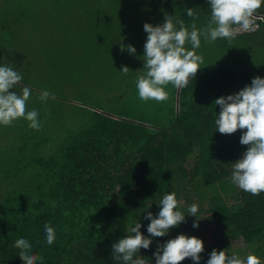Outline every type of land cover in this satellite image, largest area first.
<instances>
[{
  "label": "trees",
  "instance_id": "trees-1",
  "mask_svg": "<svg viewBox=\"0 0 264 264\" xmlns=\"http://www.w3.org/2000/svg\"><path fill=\"white\" fill-rule=\"evenodd\" d=\"M116 1L104 8L91 4L84 28L72 41L66 39L68 49L74 50L71 60L59 62L68 69L61 85H82V91L94 94L105 91L112 95L106 99L112 106H82L86 112L79 113L74 129L53 147L47 146L51 140L29 142L31 129L24 119L23 139L17 140L22 144L13 145L7 159L0 160V264H24L21 249L14 247L20 238L30 242L31 254L42 257L37 264H123L113 259L112 246L131 234L134 223H140L141 233L153 241L140 256L156 264L154 254L170 234L150 236L151 221L145 217L148 212L158 217L159 202L172 192L178 201L181 196L188 202L194 193L199 196L197 218L205 238L200 264L213 250L231 255L241 246L264 264V192L252 195L235 185L238 197L230 195L232 201L222 194L210 197V189L230 186L232 164L248 149L240 143L245 130L225 135L215 124L221 111L215 101L243 90L247 70L207 62L186 87L168 84L166 100L148 101L152 113L166 124L162 118L145 120L135 113L141 104L146 106L136 82L129 84L144 69L145 23L156 27L166 16H175L190 29L193 21L186 9H192L197 28H204L211 19L208 0ZM255 16L264 18V7ZM255 24L258 29L233 39L237 47L252 40L264 49V19L257 18ZM226 40L214 42L222 46ZM78 44L81 48L75 47ZM128 46L136 53L130 54ZM124 66L130 70L126 75L121 73ZM35 103L30 96L27 108L40 114L48 109ZM40 119L41 129L33 137L50 129L44 126V116ZM45 224L55 229L52 245L46 242ZM182 264L195 262L188 258Z\"/></svg>",
  "mask_w": 264,
  "mask_h": 264
},
{
  "label": "clouds",
  "instance_id": "clouds-1",
  "mask_svg": "<svg viewBox=\"0 0 264 264\" xmlns=\"http://www.w3.org/2000/svg\"><path fill=\"white\" fill-rule=\"evenodd\" d=\"M208 3L211 19L201 29L197 28L192 9H186V15L193 21L190 29L184 20L175 16H166L165 22L156 27L145 23L144 30L148 36L144 46V69L139 71L142 74L136 81L141 100H166L168 84L177 89L186 87L190 78H196L200 65L204 63L203 57L196 51L201 46V37L205 42H214L218 38H226L231 42L239 32L253 30L255 20L261 17H256L255 13L264 6V0H208ZM186 45H190V48ZM121 50H124L123 45ZM127 51L130 54L136 53L132 46H128ZM129 71L124 66L121 73L126 75ZM22 79L12 67L0 66V125L10 126L23 118L29 122L31 129L39 131L41 123L38 112L35 109L27 110L30 89L24 87L22 94L10 91ZM50 96L55 99L54 94L45 90L40 94V99L46 101ZM215 105L221 109L215 120L219 133L231 135L238 130H245L240 143L247 145L248 149L242 159L232 164L231 181L239 189L259 195L264 192V78H254L250 86L238 94L217 99ZM180 204L175 192L163 196L159 202L161 210L158 217H154L151 212L145 217L151 221L147 227L150 236L164 237L170 229L185 221L186 216L178 210ZM188 212L190 216L198 217V206L190 205ZM141 227L140 223H136L130 229L131 234L113 244V259L123 261V264H148V260L140 256V250L149 249L153 241L141 233ZM193 227L198 228L199 223H194ZM44 231L47 244L52 245L56 239L55 229L50 224H45ZM14 247L21 249L19 258L24 264H37L38 260H42V257L31 254L32 245L24 238L18 239ZM203 251L204 242L201 239L181 234L158 247L154 255L156 264H182L188 258L195 264H200V254ZM207 264L262 262L254 254L241 258L235 253L229 255L228 250H213Z\"/></svg>",
  "mask_w": 264,
  "mask_h": 264
},
{
  "label": "rangeland",
  "instance_id": "rangeland-1",
  "mask_svg": "<svg viewBox=\"0 0 264 264\" xmlns=\"http://www.w3.org/2000/svg\"><path fill=\"white\" fill-rule=\"evenodd\" d=\"M109 2H113V0H0V66L12 67L23 78L10 91L22 94L23 88L21 87V89L19 85L27 86L31 88L30 96H34L36 99V106L42 104L48 108L45 113H38V119L40 121V116H44V126L49 125V131H45L44 135L41 134L42 136L33 137V132L35 133L36 130L30 128V133L27 136L29 142L42 143L43 140H51L47 146H58L62 140L60 138L68 130L74 129L79 113L86 112L82 106L102 108L103 110H108L112 106L106 100L108 96L112 95H108L105 91L94 94L92 91H82V85H61L63 80L67 79L68 69L61 68L64 64H59V62L71 60L74 50L68 49L67 42L68 40L72 41L71 37L76 35L78 30L84 28L85 18L90 14L87 9L91 4L96 3L104 8ZM114 2L117 1L114 0ZM79 21L80 24L76 25L75 22ZM99 25L103 28L105 24L99 21ZM255 29L256 26L251 31H242L238 34L253 32ZM222 44L220 46L215 42H205L201 37V46L196 50L197 54L204 59V63L200 67L208 62L245 68L249 74L245 87L250 86L256 77L264 78V49L262 46L254 44L252 40L243 41L242 47H237V41L233 40L231 42L223 41ZM75 47L81 48V44L75 45ZM186 47L190 48V45H186ZM137 78L129 80V84L136 82ZM171 86L172 84L169 85V88ZM45 90L54 94L55 99L50 96L46 101H42L40 94ZM129 90L131 91V89ZM88 93L91 96L87 95ZM135 109V113L140 119L162 118L152 113L148 102H146V106L141 104L139 108ZM23 120V118L18 119L10 126L0 125V160L7 159L9 149L11 150L13 145L22 144L17 140L23 139L20 130ZM166 123L167 121L163 119V124ZM29 142L28 145L32 146L33 143ZM229 183L230 186L225 184L213 188L214 190L210 189V197L222 194L224 197L226 196L225 198L228 197V201L232 199L230 195L237 198L236 186L231 181ZM179 199L181 201L180 211L186 217L178 229L173 230V227L169 230L167 234H170L169 240L181 234L204 240L201 227H193L194 223H200V218L190 216L188 212L190 205L198 206L200 204L199 196L194 193L191 202H188L183 196ZM135 224L130 225L129 230ZM187 226H190L191 229ZM163 241L166 242L165 238ZM240 248L236 249L234 253L241 258L246 257L250 249L244 246ZM209 259L210 257L204 259L202 264H207Z\"/></svg>",
  "mask_w": 264,
  "mask_h": 264
},
{
  "label": "crops",
  "instance_id": "crops-1",
  "mask_svg": "<svg viewBox=\"0 0 264 264\" xmlns=\"http://www.w3.org/2000/svg\"><path fill=\"white\" fill-rule=\"evenodd\" d=\"M255 26H256V29H258L259 25L255 24ZM256 29H255V30H256ZM249 33H252V32H249Z\"/></svg>",
  "mask_w": 264,
  "mask_h": 264
},
{
  "label": "built area",
  "instance_id": "built-area-1",
  "mask_svg": "<svg viewBox=\"0 0 264 264\" xmlns=\"http://www.w3.org/2000/svg\"><path fill=\"white\" fill-rule=\"evenodd\" d=\"M258 18L264 19L263 17H258Z\"/></svg>",
  "mask_w": 264,
  "mask_h": 264
}]
</instances>
